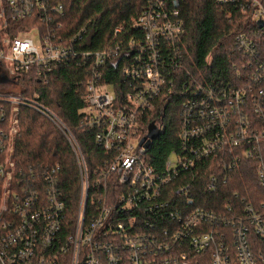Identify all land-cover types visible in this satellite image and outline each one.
Segmentation results:
<instances>
[{
    "label": "built area",
    "instance_id": "obj_1",
    "mask_svg": "<svg viewBox=\"0 0 264 264\" xmlns=\"http://www.w3.org/2000/svg\"><path fill=\"white\" fill-rule=\"evenodd\" d=\"M140 1L142 11L126 36L119 26L112 45L80 52L74 44L86 29L70 42L61 38L56 18L62 6L52 0H1L3 25L6 19L37 15L44 27L0 36V79H8L0 82V264H58L68 256L69 264H264V255L249 244L245 220L225 217L233 213L231 205L216 213L197 204V196L224 186L226 172L238 169L242 159L257 161L264 186V3L212 0L249 16L258 30L235 38L233 53L240 56L233 64L235 80L204 84L185 77L184 0ZM80 59L90 65L83 126L96 130L98 144L113 154L94 178L67 126L38 96H23L17 82L33 73L48 84L55 68ZM110 63L116 67L112 75L118 69L122 79L117 87L106 79ZM173 99L180 106L178 147L158 166L148 156L153 141L147 148L146 142L140 145L149 132L145 118ZM22 107L56 124L77 156L81 196L70 222L56 177L45 173L44 182L37 183L15 179L9 153L20 133ZM157 121L163 133L166 124L160 117ZM211 157L218 165L209 181L194 184L192 174ZM244 212L264 238V218L256 207L248 205Z\"/></svg>",
    "mask_w": 264,
    "mask_h": 264
},
{
    "label": "trees",
    "instance_id": "obj_2",
    "mask_svg": "<svg viewBox=\"0 0 264 264\" xmlns=\"http://www.w3.org/2000/svg\"><path fill=\"white\" fill-rule=\"evenodd\" d=\"M260 1L264 3V0ZM52 4L62 6L63 13L56 18V23L62 25L59 36L66 42H70L81 29H86L83 38L74 44L80 52L106 49L116 41L114 31L119 26L123 27V35L126 36L143 8L140 0H52ZM227 15L230 17L227 18ZM182 18L185 32L180 45L184 54L185 77H193L204 84L234 81L236 70L233 64L240 57L233 53L235 38L239 34L257 31V25L249 16L230 6L216 5L212 0H184ZM6 20V26L0 20V36L5 31L14 37L21 31L32 30L36 25H41V29L44 27L37 15L19 21ZM114 68L110 63L106 79L117 87L122 79L118 76V69L112 75ZM89 74V62L84 63L80 59L55 68L49 75L48 84L33 73L17 82L23 96H38L40 104L67 126L83 153L91 178H94L97 172L105 169L113 154L98 144L96 130L83 126L81 111L86 105ZM179 109L178 100L173 99L165 108L160 107L155 114L145 118L146 133L151 123L156 125L158 117L166 124V130L159 133L148 153L152 164L163 165L168 154L178 147ZM252 119L256 120L254 115ZM19 125L20 133L15 138L12 152L17 168L15 179H31L37 183L44 182L45 173L56 177V189L66 202V223L72 221L78 212L81 180L80 166L69 139L51 120L27 107L21 108ZM260 153L264 163V141L260 144ZM217 161L216 157H211L200 162L197 171L192 174L193 183L204 186L218 165ZM241 162L238 169L226 172L228 180L218 191H211L205 198L197 196V204L216 213H222L225 204L231 205L233 213L225 217L245 220L253 252L264 255V238L256 232L255 225L251 224L247 218L249 215L244 212L246 206L254 205L257 213L264 218V186L257 176V161L253 158L252 161L242 159ZM1 198L0 195V203ZM226 233L231 235L232 231L226 229ZM68 261L69 256L63 257L58 264H69Z\"/></svg>",
    "mask_w": 264,
    "mask_h": 264
},
{
    "label": "water",
    "instance_id": "obj_3",
    "mask_svg": "<svg viewBox=\"0 0 264 264\" xmlns=\"http://www.w3.org/2000/svg\"><path fill=\"white\" fill-rule=\"evenodd\" d=\"M259 26L262 27L263 23H260ZM7 81H8L7 77L0 79L1 83H6ZM159 136H160L159 132L156 129L155 125L151 124V126L149 127V132L147 134V138L143 139L141 141L140 145H143L146 142L144 146L147 148V147L151 146V142L156 140Z\"/></svg>",
    "mask_w": 264,
    "mask_h": 264
},
{
    "label": "rangeland",
    "instance_id": "obj_4",
    "mask_svg": "<svg viewBox=\"0 0 264 264\" xmlns=\"http://www.w3.org/2000/svg\"><path fill=\"white\" fill-rule=\"evenodd\" d=\"M3 11V3L1 2V0H0V14H1V12ZM0 20H1V22H2V19L0 18ZM4 33V32H3ZM2 33V34H3ZM19 90V89H18ZM64 134V133H63ZM10 154V156H12V158L14 159V154L13 153H9ZM15 161V160H14ZM1 202H2V198H1ZM1 204V203H0Z\"/></svg>",
    "mask_w": 264,
    "mask_h": 264
}]
</instances>
